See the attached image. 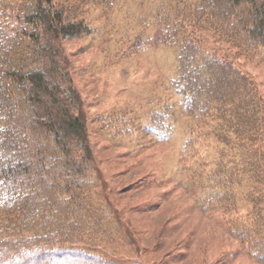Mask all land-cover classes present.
<instances>
[{
    "label": "rangeland",
    "instance_id": "obj_1",
    "mask_svg": "<svg viewBox=\"0 0 264 264\" xmlns=\"http://www.w3.org/2000/svg\"><path fill=\"white\" fill-rule=\"evenodd\" d=\"M178 1L194 2L85 0L76 18L87 33L61 39L60 68L66 66L79 96L90 152L77 175L85 174L94 207L78 238L66 243L90 250L97 264H264V197L248 200L257 186L248 179H211L226 148L214 137L213 109L197 119L176 106L171 80L178 48L133 46L155 33L159 6ZM217 35L206 30L191 37L248 77L264 115V61ZM174 104L163 126L153 121ZM254 148L264 152V135ZM259 185L255 197L264 195Z\"/></svg>",
    "mask_w": 264,
    "mask_h": 264
},
{
    "label": "trees",
    "instance_id": "obj_2",
    "mask_svg": "<svg viewBox=\"0 0 264 264\" xmlns=\"http://www.w3.org/2000/svg\"><path fill=\"white\" fill-rule=\"evenodd\" d=\"M117 1L95 0L110 6ZM16 2L0 0V264H97L101 260L90 250L66 243L78 238L94 208L85 174L83 180L77 175L88 166L90 152L79 96L66 66L60 68L59 49L62 38L87 33L76 18L85 0ZM182 3L161 4L155 33L138 37L133 46L178 48L171 80L176 106L197 119L213 109V134L226 148L211 179L228 184L248 179L264 187V152L254 148L264 135L255 86L191 37L211 30L264 61V0ZM176 106L158 110L153 121L163 126ZM169 130L166 125L164 132ZM257 186H251V203L263 201L264 195L255 197Z\"/></svg>",
    "mask_w": 264,
    "mask_h": 264
}]
</instances>
